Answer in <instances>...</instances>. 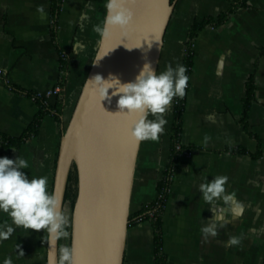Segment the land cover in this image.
Instances as JSON below:
<instances>
[{
  "label": "crops",
  "instance_id": "obj_1",
  "mask_svg": "<svg viewBox=\"0 0 264 264\" xmlns=\"http://www.w3.org/2000/svg\"><path fill=\"white\" fill-rule=\"evenodd\" d=\"M173 16L164 38L158 72L169 63L183 64L186 43L195 22L218 18L232 8L233 0H172ZM52 0H0V133L19 138L41 113L28 94L44 93L63 75L62 53L68 57L65 108L57 118H42L37 134L0 157L18 156L29 163V178L47 176L54 190L57 160L80 91L88 76L101 38L93 26L101 24L105 0H63L55 28ZM43 5L47 19L36 9ZM56 30V34L54 32ZM74 45L76 48L74 49ZM182 119L180 143L192 154L181 156L162 214L163 248L167 264H264V0H248L220 27L206 26L194 42ZM250 80L255 97L246 122L244 100ZM57 98L50 99L53 105ZM175 102L169 106L165 132L158 142H141L132 194L131 213L151 207L160 196V185L173 154L172 128ZM149 119L154 117L149 116ZM207 143H205V138ZM244 149L245 152H232ZM227 176L226 190L243 204L235 217L222 200L206 203L198 191L204 177ZM217 235L205 236L202 228L216 218ZM11 223L0 213V223ZM238 245L229 246V238ZM45 230L18 228L0 244V260L13 254L17 244L24 256L14 264H46ZM17 252L19 249L16 250ZM124 264H158L155 228L150 220L129 227Z\"/></svg>",
  "mask_w": 264,
  "mask_h": 264
},
{
  "label": "water",
  "instance_id": "obj_2",
  "mask_svg": "<svg viewBox=\"0 0 264 264\" xmlns=\"http://www.w3.org/2000/svg\"><path fill=\"white\" fill-rule=\"evenodd\" d=\"M131 7L135 16L128 32L114 28L108 39L102 44L100 41L95 58L123 44L98 64L92 63L59 148L53 191L61 196L64 213L74 164L78 171L79 191L71 233L78 264H124L141 146V142L137 146L130 131L139 117L115 113L119 111V97H113L111 103L100 102L88 78L116 74L129 82L146 62L157 70L175 4L172 0H135ZM124 44L140 47L128 50Z\"/></svg>",
  "mask_w": 264,
  "mask_h": 264
},
{
  "label": "clouds",
  "instance_id": "obj_3",
  "mask_svg": "<svg viewBox=\"0 0 264 264\" xmlns=\"http://www.w3.org/2000/svg\"><path fill=\"white\" fill-rule=\"evenodd\" d=\"M134 2L135 0H105V17L101 24L93 26V31L101 38V44L112 35L114 28H119L124 33L128 32L135 16L131 7ZM36 11L41 21L47 19L43 5L37 6ZM156 41L160 44L158 38ZM124 46L128 50L140 47H127L125 44ZM114 49L109 50L107 54ZM107 54L97 55L93 64H98ZM186 72L187 67L180 63L175 67L169 63L164 71L158 72L150 62H146L132 81L123 82L116 74H109L107 78L97 74L88 78V83L94 87L100 102L108 100L111 103L113 97H119L117 100L119 111L115 113L139 117L134 121L130 131L139 146L143 141L158 142L165 132L167 124L165 114L169 106L174 98L183 99L186 95L190 79ZM149 116L154 119H149ZM207 139L206 137L205 143ZM28 168V161L20 156L15 159L0 157V213L7 214L11 219L10 224L0 223V244L12 238L18 228L37 232L43 229L47 237L44 240L50 245L46 264H78L74 246H58L61 239L69 237L67 231L69 220L64 213L61 196L55 191H49L47 176L30 179L29 175L22 171ZM227 182L228 177L223 175L214 176L211 181L204 177L198 191L202 193L201 197L206 203L216 205L217 201L222 200L230 207L235 217L242 216L244 206L235 200L234 193L227 192ZM215 213L214 221L202 228L205 238L217 235V223L223 216L217 209ZM239 243L238 237L229 238V246ZM13 255L16 260L24 256L20 244L16 245L13 254L6 255L0 260V264H14Z\"/></svg>",
  "mask_w": 264,
  "mask_h": 264
},
{
  "label": "trees",
  "instance_id": "obj_4",
  "mask_svg": "<svg viewBox=\"0 0 264 264\" xmlns=\"http://www.w3.org/2000/svg\"><path fill=\"white\" fill-rule=\"evenodd\" d=\"M52 1H53L52 2L53 3L52 4V15L55 19V28H57V20H58L59 14L62 9L63 0H52ZM246 6H248V0H233L232 8L229 12L219 15L218 18H209L202 22H195L193 24V26L190 29L189 35H188L185 57L183 60V65L187 67L186 75L190 77L192 69H193L194 56H195L194 42L197 36L199 35V33L206 26H212L214 28H218L222 26L230 18V16L234 14L240 7H246ZM54 32L56 34L55 29H54ZM68 69H69L68 57L66 54L62 53L63 75L60 79L59 84L62 85L63 87H66V84H67L66 73ZM188 92L189 90L186 89V95L183 99H180L178 97L176 98L174 124H173V128L171 131L172 140H173L172 160H171L170 166L168 167L165 173L164 180L160 185L159 199L150 207V210L156 211V215L154 218H149L148 209H144L138 214L131 213V217H130V226L138 223L137 219L140 216H145L146 220H150L153 223L154 228H155V251H156V259H157L158 264H167V256L164 253V248H163L162 214H163L166 200L168 198L171 184L173 182V180L171 179V176H172L171 170L174 169L176 163L181 158L183 152L189 151V150L191 151V149L183 147V145H181L180 143V136H181V131H182V119H183V114L185 111V105H186V99H187ZM28 95L40 104L41 113L37 117L33 125H31L30 128L25 132V134L19 138L11 137V136L0 133V148L3 152H6L10 148L20 147L31 137L35 136L39 130V126L41 124L42 118L45 115L54 114V116L59 118L64 111L65 98L63 94L57 97L56 102L50 106H47L44 103L43 99L39 98L37 94H28ZM254 97H255V84L253 80H250L247 85V95L244 100L245 116H244L243 122H246L248 112L250 110ZM178 146H181L180 150L177 149ZM232 152H243L244 153L245 150L237 149V150H232ZM78 191H79L78 171H77L76 165L74 164L70 171L66 194H65V207L69 208L71 215L73 214V210H74V207L77 201ZM67 231L69 232V237L67 239H61L60 246H63V242H64V246H71L72 217L70 219Z\"/></svg>",
  "mask_w": 264,
  "mask_h": 264
},
{
  "label": "built area",
  "instance_id": "obj_5",
  "mask_svg": "<svg viewBox=\"0 0 264 264\" xmlns=\"http://www.w3.org/2000/svg\"><path fill=\"white\" fill-rule=\"evenodd\" d=\"M0 74H2V70H0ZM188 90L190 89V84L188 85ZM63 91H64V87L60 84H57L54 88L44 92V93H39L37 94V96L41 99H43L44 103L47 105V106H50V99L52 98H57L59 97L60 95L63 94ZM178 150L181 149V146H178L177 147ZM192 154V151H185L183 152L182 156H189ZM174 170H175V167L174 169L171 170V173H172V176H171V179H173V174H174ZM170 191V190H169ZM148 209V216L149 218H154L155 215H156V211L155 210H150V207L147 208ZM146 218L145 216H140L137 221L138 222H143L145 221Z\"/></svg>",
  "mask_w": 264,
  "mask_h": 264
},
{
  "label": "rangeland",
  "instance_id": "obj_6",
  "mask_svg": "<svg viewBox=\"0 0 264 264\" xmlns=\"http://www.w3.org/2000/svg\"><path fill=\"white\" fill-rule=\"evenodd\" d=\"M65 215L67 216V218H68V220L70 222V219H71L72 215L70 214V210H69L68 207H66V213H65ZM63 246H64V242H63Z\"/></svg>",
  "mask_w": 264,
  "mask_h": 264
},
{
  "label": "flooded vegetation",
  "instance_id": "obj_7",
  "mask_svg": "<svg viewBox=\"0 0 264 264\" xmlns=\"http://www.w3.org/2000/svg\"><path fill=\"white\" fill-rule=\"evenodd\" d=\"M65 211H66V207H65Z\"/></svg>",
  "mask_w": 264,
  "mask_h": 264
}]
</instances>
